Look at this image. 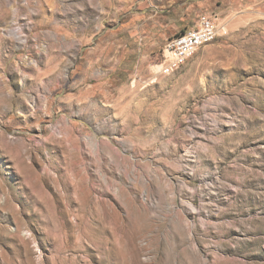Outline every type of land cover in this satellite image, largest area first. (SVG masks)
<instances>
[{
	"label": "rangeland",
	"instance_id": "rangeland-1",
	"mask_svg": "<svg viewBox=\"0 0 264 264\" xmlns=\"http://www.w3.org/2000/svg\"><path fill=\"white\" fill-rule=\"evenodd\" d=\"M0 264H264V0H0Z\"/></svg>",
	"mask_w": 264,
	"mask_h": 264
},
{
	"label": "built area",
	"instance_id": "built-area-1",
	"mask_svg": "<svg viewBox=\"0 0 264 264\" xmlns=\"http://www.w3.org/2000/svg\"><path fill=\"white\" fill-rule=\"evenodd\" d=\"M219 37L217 19L204 15L203 20L189 29V35L181 36L179 41L167 43L164 51V63L161 73L177 70L185 66L203 46L215 42Z\"/></svg>",
	"mask_w": 264,
	"mask_h": 264
},
{
	"label": "bare ground",
	"instance_id": "bare-ground-1",
	"mask_svg": "<svg viewBox=\"0 0 264 264\" xmlns=\"http://www.w3.org/2000/svg\"><path fill=\"white\" fill-rule=\"evenodd\" d=\"M202 20H203V19H202ZM186 35H189V32H186V33H184V34H182V35H180V36H177V37H175V38L169 40L168 43H171V42H177V41H179V38H180L181 36H186Z\"/></svg>",
	"mask_w": 264,
	"mask_h": 264
}]
</instances>
